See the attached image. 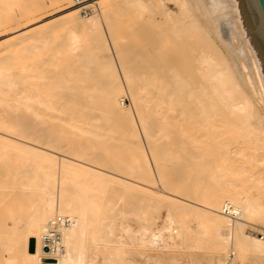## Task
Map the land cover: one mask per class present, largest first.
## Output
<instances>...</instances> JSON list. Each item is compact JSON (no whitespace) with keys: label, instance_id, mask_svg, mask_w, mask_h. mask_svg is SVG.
I'll list each match as a JSON object with an SVG mask.
<instances>
[{"label":"bare ground","instance_id":"obj_1","mask_svg":"<svg viewBox=\"0 0 264 264\" xmlns=\"http://www.w3.org/2000/svg\"><path fill=\"white\" fill-rule=\"evenodd\" d=\"M142 1L0 0V27L30 24L42 9L65 4L0 45L18 39L19 48L29 49L24 42L35 32L62 21L68 51L64 64L52 57L28 66L26 60L10 64L0 50V109L12 115L0 117V202L9 232L2 245L11 251L0 264H88V245L117 255L211 248L218 264L264 255V236L252 229L264 227V83L237 0H173L176 11L157 0L163 3V34L173 35L169 45L139 47L145 57L139 71L123 61L141 53L138 48L127 54L126 46L114 45L124 38L117 33L110 42L114 60L97 13L86 19L78 13L97 6L107 14ZM72 61L98 70L95 84L59 90L55 80H74ZM124 93L132 103L127 109L119 102ZM63 114L65 120L55 121ZM53 117L56 123L48 121ZM105 125L119 138L102 131ZM177 185L201 203L182 197L186 191L180 195ZM112 186L121 193L110 195ZM155 198L167 210L153 229L147 207ZM10 199L21 201L20 224Z\"/></svg>","mask_w":264,"mask_h":264},{"label":"rangeland","instance_id":"obj_2","mask_svg":"<svg viewBox=\"0 0 264 264\" xmlns=\"http://www.w3.org/2000/svg\"><path fill=\"white\" fill-rule=\"evenodd\" d=\"M75 2L80 1V0H74ZM90 2V1H89ZM162 2L166 3L168 6L171 5L173 11H176L174 6V1L172 0H162ZM143 3V4H142ZM140 5V7H139ZM142 5V6H141ZM59 6V7H58ZM62 7H65V4H60L57 6H50L49 8L46 7L44 9H42V11L38 12L36 14V16L33 18L34 20L36 19L35 22H32L30 24H26L24 25V23L26 21H19L16 22L14 24H7V25H3L0 27V40L8 37V36H12L14 34H17L23 30H25L26 28H29L31 26H34L36 24H39L41 22H44L45 20H47L50 17L47 18H43L40 20H37L39 17H44V16H48L51 15L53 13H55L57 11V9H62ZM97 6H90V7H86V8H82L79 11V15L80 18L82 19H86L88 17H90L93 13H97L96 15H98V23L100 28L104 31L105 33V37L106 39L109 41V43L111 42L112 38L115 39V37L120 34L123 35V39L117 41H112L111 45V51L113 53V59L118 61L117 55H114V53L116 54V49L113 46V42L114 45H119L121 46V48L123 46H126L124 49V47L122 49L126 50V53H133V50H138L139 47L144 50L146 48V50H150L151 49V43H164V44H168L169 45V36H172L173 33L170 32V34L164 35L163 34V30L166 27V23L164 21L163 15L161 13V10L163 9V3L157 1V0H143L140 4H130V3H124L122 5V8H113L111 9L107 14H102L100 12V9ZM144 10V11H143ZM98 11V12H97ZM99 13V14H98ZM57 16L56 14L53 15L52 17ZM132 21V22H131ZM133 23V24H131ZM24 25V26H22ZM134 27V28H133ZM118 28V29H117ZM121 28V29H120ZM117 29V30H116ZM115 30V31H114ZM120 30H122V34L120 32ZM131 30V31H130ZM160 30H162V32H160ZM114 31V33H113ZM118 31V32H117ZM113 33V34H111ZM118 33V34H117ZM116 34V35H115ZM112 35H114L112 37ZM33 39H27V41H25L24 43H28L27 45H29V49H21L19 48L20 45L17 46V44L20 42V40L18 39H14L11 42H8L6 44L0 45V50L3 56V59L8 60V62L10 64H16L17 62H19L20 60H26L28 66H32V65H36L37 63H40L44 60H48L52 57H56V58H60V62L62 64H64L65 60H66V56L68 54V51L66 49L67 47V27L66 25L63 24V22H54L52 23V25H47L44 26L41 30H38L37 32H35L33 34ZM42 37V38H41ZM168 37V38H167ZM41 38V39H40ZM117 39V38H116ZM167 40V43H166ZM17 42V43H16ZM118 42V43H117ZM31 43H33L31 45ZM36 45V46H35ZM135 46V47H134ZM34 49H32V48ZM36 47V48H35ZM131 47V48H130ZM119 48V47H118ZM138 48V49H136ZM157 48V47H156ZM122 49H119L122 51ZM139 49L138 51L141 53H137V55H135L134 57H132L133 54H131V56H125L123 58L124 63L131 64V65H135L137 67V69L139 71H142L143 69V65H144V60L145 57L142 53V50ZM123 50V51H124ZM132 51V52H131ZM171 53L173 54V50L172 48H170ZM115 56V58H114ZM73 57H77V56H73ZM74 59V58H73ZM129 59V62H127ZM132 59V60H130ZM134 60V61H133ZM137 62H136V61ZM126 61V62H125ZM134 62V63H133ZM136 62V63H135ZM72 66L75 70H73L72 72V76H73V81L67 82V81H59V80H55L53 82V84H56L60 87H58L59 90H63L62 86L63 85H73V86H88L89 83L93 82L94 80L97 81V79L99 78V73L98 70H96L95 68H92V66L86 68V66L83 63H78V62H73L72 61ZM62 64L56 67L55 71H51L52 75L56 74V71H60L62 69ZM138 64V65H136ZM95 67H97V65H93ZM45 67H48L47 65H45ZM16 69H18V65H16ZM84 78H87V80ZM24 81V80H23ZM23 81L22 83H19V89L20 85L21 87L23 86ZM94 81V82H95ZM21 82V81H19ZM91 84H95V83H91ZM89 84V85H91ZM86 90V88H85ZM84 90V91H85ZM88 91V90H87ZM8 96V97H7ZM9 97H12L10 95H6L4 96V98H6L8 100ZM13 100L17 99V96H13L12 97ZM11 98V100H12ZM60 100L64 102L65 101V97L63 96H59L58 97ZM9 98V101H11ZM12 100V101H13ZM121 101L120 105H122L123 107H125L126 109L131 107L132 103H131V99L129 97V95L127 93H124L122 95V97L120 98ZM8 111L6 110H2L0 109V117H11V113H7ZM18 116L21 117H27L26 114H21L18 113ZM65 114H63L62 116L55 117V121H63V119L65 120L67 117ZM45 118V116H44ZM46 119L47 118L46 116ZM54 119V117L48 121L52 122V120ZM60 122V121H59ZM52 123H56V122H52ZM108 128H110V125H105ZM104 126V132L110 134L111 132H115V133H111L113 135H118L119 138V132L115 127H111L110 130L108 131ZM111 131V132H110ZM110 132V133H109ZM62 134V133H61ZM63 136L65 134H62ZM68 135V134H67ZM120 137H122L120 135ZM143 141V140H142ZM144 143V142H143ZM145 144V143H144ZM120 148H123L124 150V146L120 145ZM128 148H125L124 151H127ZM247 150V149H246ZM123 152V151H122ZM238 157L241 159H244L242 152L237 154ZM246 159V157H245ZM244 159V160H245ZM247 160V159H246ZM259 163L264 164V161H260ZM249 164V162L246 161V165ZM112 172H115V170H111ZM116 173V172H115ZM120 173V172H118ZM181 185V184H180ZM180 185H177L174 187V189L181 195L183 194V190ZM182 191V193H181ZM121 193V189L120 187L117 186H112L110 189V195H119ZM2 196V195H0ZM182 197H191L192 200L196 201V202H200V200L196 199L195 195H193L192 193H189L186 191L185 195H181ZM11 197V196H10ZM1 198V197H0ZM160 198V196L158 197ZM2 199V198H1ZM4 199V198H3ZM13 205L15 208H17V216H19L20 210L19 207L21 205V201H19L18 199L16 200H12ZM152 199L150 202V206L147 207L148 211H149V215H151L150 217H152L153 220V224H152V228L156 229L158 226L161 225L162 223V219L166 214V210H167V206L166 203L164 201H161L158 199ZM155 201V202H154ZM161 201V202H160ZM158 203H160V206L158 205ZM152 206V207H151ZM151 211V212H150ZM21 214V213H20ZM20 217V218H19ZM16 219V223H21V221H23L21 219V215ZM10 219H7V221H9ZM6 221V208L4 205H2V202H0V234L4 235L3 238L2 236H0L1 238V242H0V261L4 260L5 258H7V256H10L11 251L9 252L5 249L6 241L4 240L5 236H8V228L6 227L5 224ZM9 223H11V220L9 221ZM158 225V226H157ZM263 224L260 225V223H257L256 225H253L254 228L253 229V233H256L254 235L258 236L259 238L264 236V227L262 226ZM4 228V229H3ZM257 228V229H256ZM263 228V229H262ZM256 230V231H255ZM23 231L22 229L19 230V234H20V246H19V250H21L22 248V234ZM3 240V243H2ZM2 244H6V245H2ZM3 246V247H2ZM88 255H87V263L88 264H121L122 262H133L135 264H218V255H216V253L213 254V252H211V248H207V250H199V251H191L188 250L186 248H177V249H166V250H160V249H149L146 251H137V250H132V249H126L124 251V253L117 255L114 253H110L109 251H107L106 249H100V248H94L92 246L88 245ZM93 249V250H91ZM106 251V252H105ZM2 252V255H1ZM10 254H8V253ZM111 254V255H110ZM3 256V258H2ZM257 261V262H256ZM3 263V262H2ZM264 264V255L262 256H255L253 254L251 255H246L242 260L239 259L238 257H236L234 259L233 264Z\"/></svg>","mask_w":264,"mask_h":264},{"label":"water","instance_id":"obj_3","mask_svg":"<svg viewBox=\"0 0 264 264\" xmlns=\"http://www.w3.org/2000/svg\"><path fill=\"white\" fill-rule=\"evenodd\" d=\"M239 13L246 34L258 59L264 83V0H237ZM29 250H34V240L29 241ZM43 264H55L54 259H44Z\"/></svg>","mask_w":264,"mask_h":264},{"label":"built area","instance_id":"obj_4","mask_svg":"<svg viewBox=\"0 0 264 264\" xmlns=\"http://www.w3.org/2000/svg\"><path fill=\"white\" fill-rule=\"evenodd\" d=\"M231 208V206L229 204H224V209L226 210V213H229V209ZM232 216H234V214H231ZM62 223H67V220H64V222L61 220Z\"/></svg>","mask_w":264,"mask_h":264}]
</instances>
